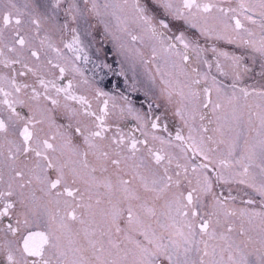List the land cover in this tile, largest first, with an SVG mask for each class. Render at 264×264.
<instances>
[{
  "label": "snow or ice",
  "instance_id": "6c2138e0",
  "mask_svg": "<svg viewBox=\"0 0 264 264\" xmlns=\"http://www.w3.org/2000/svg\"><path fill=\"white\" fill-rule=\"evenodd\" d=\"M156 2L171 20L182 21L202 36L249 45L264 59V37L256 42L240 35L241 31L247 32L249 37L253 35L245 28L244 22L259 24L264 32V0H239L236 7H221L201 0ZM59 4L60 0H55L54 7H59ZM40 8L35 0H26L22 7L16 0H0V96L3 97L0 104L7 112L6 116L0 114V184L7 185L5 190L0 191V200L4 201L0 217H16L15 226L9 223L6 229L15 239L5 238L0 244L6 250L7 264H129V257L130 264H181V252L187 257L193 245L202 255L198 262L192 261L191 264H218L215 260H205V257L216 254L215 246H211L209 252V242L229 240L225 232H233L232 224H227L225 232H217L216 229L221 226V214L230 217L236 213L227 210L225 202L214 192L212 173L215 172L217 182L229 183L233 177L226 176L224 169L239 166L242 171L235 173L241 177L238 183L256 187L249 182L248 176L258 147L261 162L257 167L262 182L256 190L264 196V86L260 90L253 89L251 93L245 88L239 89L244 98L250 95L260 98V103L256 105L259 111L249 113L250 122L253 115L259 119V139L256 143L249 145L245 141V148L237 155L236 141H233L228 145L227 156L217 158L215 153L223 140L217 142L208 137V141L217 144V147H211L203 139L197 142L190 135L188 139L192 143L181 148L186 162L180 163L179 158L165 151L163 146L170 145L171 141L162 137L153 135L150 142L145 133L144 140H137L126 137L118 125L115 134L108 135L112 127L108 118L116 115L110 114L108 99L103 100L98 110H93L88 97L75 92L76 88L88 85L86 78L76 81L73 77L63 86L59 83L69 71V58L63 55V49L82 51L75 47L81 41L76 34L77 29L70 28L67 21L59 28L56 24L45 27L50 18ZM214 9L218 15H211ZM136 10L147 30L153 37H158L162 45L165 39H174L184 49L192 47L199 55V45L189 41L184 31H179L174 37H166L165 31L158 32L157 27L171 31L170 21L159 19L154 24L155 17L146 15L145 7L137 5ZM71 11L69 9L68 13ZM71 19L74 22L76 16L72 15ZM55 31H71V41L61 38L63 48L59 47L53 40ZM137 39V36H132L133 41ZM175 48V44L168 43L165 51ZM212 51L217 49L213 47ZM155 55L156 49L153 48ZM219 55L231 59L234 69H239L240 57H228L226 52ZM74 59H79V56ZM181 59L188 61L186 52ZM62 60L64 63L60 62ZM217 67L220 68L219 63ZM261 67L264 69V64ZM71 71L83 77L74 63ZM244 71L250 69L245 67ZM260 75L264 77V70ZM235 78H240L239 71H236ZM204 91L208 94L211 90L205 88ZM192 95L199 98L198 93ZM107 96L108 93L96 89L93 98L100 100ZM227 99L229 104H233L238 99L235 91ZM211 103V99H206L203 106L208 107ZM17 106L27 111L22 113ZM116 107L113 104V108ZM221 107V103L217 102L214 110ZM128 111L131 112V108ZM119 112L122 114L124 109L120 108ZM177 114H180L179 110ZM234 118L237 121L240 119L235 115ZM157 127L156 123L151 124V128ZM175 139L182 141L184 137L177 132ZM155 141L161 147L157 148L152 143ZM188 149L201 158L200 162H193L188 157ZM89 156L95 158V164L89 163ZM3 167H7L9 172L7 181ZM97 172L103 174V179L97 177ZM34 184L38 187L25 195V188ZM14 185L20 190L18 193L14 191ZM101 189L105 191L102 193ZM37 191L40 196L36 195ZM14 196L16 199H11ZM102 196H107L110 211H97L103 202ZM117 196L114 201L113 197ZM124 204L127 205L124 240L132 243L133 249H121V244L111 238L112 227L117 234L125 232L117 222ZM97 215L101 216L100 224L108 222L106 218L110 217L107 232L97 223ZM240 215L259 217L260 231L264 234V211L249 214L241 210ZM141 216L155 218L163 231L158 235ZM160 217L167 222H162ZM74 224L81 227L76 229ZM42 225L44 230H33ZM97 231L101 238L108 235V243L117 250L116 258L103 256V241L94 238ZM133 231L138 232L143 241L133 239L129 234ZM81 233L86 246L78 243ZM245 234L242 225L240 235ZM165 239L168 243H164ZM200 244H203V249L199 248ZM231 249L232 243H228L227 249L222 251L228 250L229 261L236 264ZM89 250L91 256L87 255ZM112 255V252L108 253L109 257ZM29 257H38L39 260L30 262ZM183 264H189V261L185 259ZM261 264H264V259Z\"/></svg>",
  "mask_w": 264,
  "mask_h": 264
},
{
  "label": "rangeland",
  "instance_id": "374dc122",
  "mask_svg": "<svg viewBox=\"0 0 264 264\" xmlns=\"http://www.w3.org/2000/svg\"><path fill=\"white\" fill-rule=\"evenodd\" d=\"M16 2L19 6L22 7L26 0H16ZM35 2L41 5L40 11L44 12L50 18L49 20L55 19V21H53V24H56L57 28L63 25L62 22H57V20L71 19L72 15H75L76 19H80L78 17L81 14L80 10L83 9L81 7L84 5V9L86 10L85 19L87 20V24L90 25L87 27L88 35L89 32L91 34H94V27L92 25H94L93 22L96 19V17L94 16L97 15V11L95 10L98 9L99 11L103 12L104 15L102 16V18L100 20L99 18L97 19V23L103 26L104 29L102 31V33L104 34L103 39L107 40L108 42L114 41L115 43H122L126 40L129 44V53L134 52L130 57L127 56L126 58H124L125 64L130 71L125 75L124 87L138 89V87L136 86L137 84H140L143 87L146 86L151 93H147L146 96H150V99L154 100L153 102L158 105L160 111H162V115L163 113H165L166 116L171 117L176 122L180 123L181 131L179 133L181 134V136H183L184 134L183 137H186L185 139H187L188 142L192 143V141L188 139L190 135L194 137L197 142H200V140L203 139L204 143L211 147H217V144L208 141V137H212L213 140L217 142L223 140L224 143L219 144V150L217 153H215V156L217 158H225L227 156L228 145L233 141H236L237 155H239L245 148V141H247L249 145L254 144L258 141L259 137L257 136V131L259 130V119L256 115H253L250 122L249 113L250 111L252 113H256L259 111V109H257L255 105L251 106L249 103H247L239 90L231 89L228 94L223 93L221 90H219L220 93L218 94H216V92H213V97V93L211 92V97L209 96V98L211 99L212 103L208 105V107L203 106L206 102V96H208V94L205 93L204 89L210 88L211 81L213 80L207 69V65H209L207 64V59L208 61L210 59V56H207V53L209 51H212V48L215 47L217 49L215 53L219 54L220 52H226L228 53V57H240L239 68H244V64L249 67L248 69H250L251 66L255 68H257L256 66L261 67V65L264 64V59L261 58L259 53L253 51L251 46L244 45L239 42L228 43L226 40H218L214 36H202L197 30L189 28L182 21L171 20V17L165 14V10L160 4L156 2V0H87L86 2H82V0H60L59 7H54L55 0H35ZM176 2H178V0H173V3ZM90 4L92 6L95 5L92 10L89 9ZM137 5H139L140 7H145L147 9V12L145 13L146 15L155 17V20L153 21L154 24L157 23L159 19L170 21L171 31H168L170 37H174L179 33V31H184L185 36L189 41L199 45V55H197L196 51H193L192 47L191 51H188V49L181 50L180 48L178 51H176L175 49H168L167 51H165L168 43L176 42L174 39H172L171 41L165 39V48H159L158 50H156V57L153 56V53L144 54L142 51L143 47L146 46L153 50V48L158 43H160V39L158 37H153L152 33L147 30L144 22L139 19L140 14L136 10ZM69 9L72 10L70 14L68 13ZM160 10H163L164 13H162ZM211 15L215 16L218 15V13L216 11H213ZM49 20L45 22V27L52 25ZM83 26L84 25L78 23V28L76 26L72 27L78 29L77 32L79 34L80 40H82L81 31L83 29ZM251 26V29L247 28L253 33L251 37L247 36L248 34L244 31H241L240 35L244 39L259 42L261 37H264V32L261 31L259 24H251ZM159 30L160 28L157 27L158 32ZM132 34L137 35L138 39L137 41H133L132 43H130L128 37ZM66 35H68L67 32L61 33L60 31H55L52 34L54 42H56L57 45L61 48H63V44L60 43L61 38L66 41V39H64V36ZM232 35L235 34L233 33ZM92 48V52L97 51L96 47L92 46ZM100 49L106 52L105 47H100ZM185 52L189 56V59L186 62L181 59V55ZM157 53H159L160 55ZM177 53H180L181 55H178ZM66 54L70 53H68L67 50H64L63 55L65 56ZM126 54H128V51L126 52ZM95 55L98 54L96 53ZM249 56L255 58V62L252 60V62H254L255 64L250 61ZM146 57L150 58L149 63L144 60V58ZM217 58L222 60V62L219 64L220 68L232 71L230 73L232 77L235 78L236 71H242L245 73L244 69H234L231 59L220 55ZM101 61L106 62L107 57L102 55ZM217 64V60L212 62V68H217ZM197 65H199V67L201 68L199 73L196 72ZM193 69H195V71H193ZM262 70L264 69H262L261 67L257 68L256 71L261 72ZM115 75L119 76L117 78H122L120 77V74L116 73ZM80 80L81 78H78V80L76 79V81ZM194 81H199V83H194ZM63 82H65V80H63ZM262 86H264V77L258 75L257 86L255 87V89L260 90ZM92 87L96 88L93 84ZM115 88L119 89V87ZM242 88H245L248 91L250 90L249 88H246L244 86ZM76 89L82 91V86ZM111 91L112 90L108 91V94H110ZM234 91L238 99L233 104H229L227 98L232 96ZM181 93H183V95H181ZM192 93H198L199 98H195ZM101 98L100 100H96L93 98L96 101L97 108L101 106ZM247 98L250 100L254 99L258 104L260 103V98L255 95H250ZM217 102L221 103L222 107L214 110V105ZM142 105L143 104L141 103V109ZM116 106L118 107L119 105L116 104ZM249 106H251V108H249ZM138 110L139 108L137 107H131L132 115H136V121L139 127H142L143 129H149L150 126L148 124V118L146 116L147 113H138ZM177 110H179L180 112L179 115L177 114ZM109 112L115 113V116L126 115L125 113L120 114V112L117 111L109 110ZM234 115L240 117L239 121L234 118ZM117 125L120 126L121 129H124L123 131L126 136H129V133L134 134L137 132L128 130V128L122 121ZM205 129H207V131H205ZM151 130L155 131V134L148 133V136H150V138H148L150 142L153 135L161 137V135L158 134L160 133V128H158L157 130L151 128ZM143 134L145 135V133ZM237 136L239 137L238 140H236ZM163 139L166 141H171L170 145L163 146L165 151L179 158L180 162L185 163L186 161L183 159L184 154L181 152V148L186 147L185 141H175L169 137ZM152 143L157 148L161 147L158 141ZM138 147H142V145H138ZM256 152L257 156L252 162V165H255L256 167L251 166L249 169L251 172L249 182L254 183L256 187H248L247 184L238 183V180L241 177L236 176L235 173L242 171L239 166L224 169V174L226 176L233 177L229 183L222 182L220 186H213V190L218 193L217 195H219L221 199L222 194L219 193V187H222V192L224 194H227L229 197H233L234 194H238V198L236 200H234L233 202L230 201L231 203L227 201L228 203L226 205L227 210L232 209V211H234L236 215L224 217L223 214H221V226L217 227L216 230L217 232H225V228L228 223L227 221H233L232 224L237 225L235 234L239 237H234V235L225 232V235L229 237V240L227 242L219 239L210 241L209 252H211L212 250L211 246H215L216 254L215 256L210 255L209 257H205L206 261L215 260L218 262V264H232V261H229L228 259L229 251H222V249H227L228 243H232L231 255L233 257V261H235L236 264H241V262H246V264H261L262 259H264V243H262V240H264V236L262 237V233L260 231V218L250 217L249 215H240V207L243 208L244 211H247V213L249 214L264 211L263 200H260L264 199V196H262L256 190V188H258L262 182L260 169L259 167H257V165H259L261 162L258 147L256 149ZM187 154L191 159L192 157L189 149L187 150ZM88 160L90 164L96 163L95 158L92 156L88 157ZM174 167L175 163L173 164V168ZM212 176L214 185L215 177L214 175ZM97 177L99 179H103V174L101 175V173L99 172V176ZM230 188L234 193L230 192ZM30 189L32 188H28L26 190L30 191ZM100 191L103 193L105 190L101 189ZM246 197H248L250 200L252 199L254 203H247V201L245 200ZM101 198L103 202L101 203V205H99L97 211L99 212V210L101 209L110 211L111 205L108 204L107 200L104 199L103 196ZM116 199H118V196L114 197V201ZM247 206H249L248 209H246ZM121 208L123 209V212L121 217L119 218V221L126 223L125 225L123 224L125 232H121L120 234H118L119 236L116 237L113 233H111V238L115 242L123 244L121 245V249H133L134 245L124 240V235L127 232V205H121ZM98 216L99 217L96 218V220L97 223L100 224L101 216ZM141 218L144 220L145 224H151L152 229H154L158 235L163 231L156 223L155 218L148 219L143 216H141ZM106 219L108 222L100 224V227L103 230L107 229L110 224V217ZM160 219L162 222H167L164 217H160ZM250 219L251 223H249ZM242 225L246 230V234L244 236L240 235ZM2 227L6 231L5 225L3 223ZM98 235L99 231H97V234L94 238L96 239ZM130 235L135 240L143 241V237L136 231L131 232ZM249 238L251 240L249 241L251 242L250 244L246 242V240ZM197 239H199V236L197 237ZM108 240V235H105L102 238L103 247L105 249L103 256L108 259L116 258L115 253L117 250L111 248ZM241 241H244L245 243H241ZM78 243L84 244L86 246V242L83 240V233H81L80 238H78ZM164 243H168L167 239H165ZM237 245H239V247H237ZM199 248L203 249V244H200ZM109 252L113 253L111 257L108 256ZM91 254L92 253L89 250L87 255L91 256ZM201 255L202 252L198 253L196 251V245H193L192 251L188 253L187 257H185L181 252L179 259L181 261V264H183V261L185 259H187L189 261V264H191L192 261L198 262ZM130 260L131 257H129V264Z\"/></svg>",
  "mask_w": 264,
  "mask_h": 264
},
{
  "label": "flooded vegetation",
  "instance_id": "af4514ba",
  "mask_svg": "<svg viewBox=\"0 0 264 264\" xmlns=\"http://www.w3.org/2000/svg\"><path fill=\"white\" fill-rule=\"evenodd\" d=\"M87 0H82V2H86ZM201 2H212V3H216L221 7H236L239 3V0H201ZM82 6V5H79ZM84 5L81 7L83 9L80 10L81 14L79 15L78 18L80 19H76L74 22L72 21V19H66V20H57V22H62L63 24L67 21L69 24V27L72 28L74 26H76L78 28V23L84 25L83 29L81 31V36H82V40L81 43L78 46H75L79 49H82V51H71L68 49H63L67 50L68 53L70 54H66L65 57L69 58V63H68V68L69 71L66 73L65 78L63 80H65V82L59 81V83L63 86L66 85L68 80H72L73 77H75V79L78 80V78H86L88 80V85L86 86H82V91L79 90H75L77 95H85L88 97V99L91 101L92 103V107L93 110H98L97 106H96V101L93 99V97L95 96V90L96 89H101L102 91L108 93V91L112 90L110 92V94H108L107 97H102L101 98V106H102V102L104 99H108L109 101V110L111 111H117L119 112L120 108L124 109V112L126 115H122V116H115V115H110L108 118V123L112 126L108 135H112L115 134V128L117 126V124H119L121 121L124 123V125L128 128V130L130 131H137L134 134H130L129 136H126V134L124 133V129H121V131L125 134L126 137H135L137 140H144L145 139V135L143 133H153L155 134V131L151 130V124L152 123H156L158 125L157 128H155L154 130H157L158 128H160V134L162 138H171L175 141H180V140H176V134L177 132L181 131V125L179 122H176L173 118L166 116L165 113H163L162 115V111H160V108L158 107V105H156L153 101V99H150V96H146V94L150 93V91L148 90V88L146 86H141L140 84H137L136 86L138 87V89H133L131 87L126 88L124 87L125 84V75L128 74L130 71L127 68L124 58H126L127 56H131L132 53H129V49H128V42L125 40L122 43H115L114 41L112 42H108L107 40L103 39V33L102 31L103 26L99 25L97 23V19L99 18V20L102 18V16L104 15L103 12L99 11L98 9H96L95 11H97V15H95L94 17H96V19L94 20V25H92L94 27V34H91L89 32V35L87 34V27L90 26L87 24V20L85 19L86 17V10L84 9ZM89 9L92 10L93 6L90 4L89 5ZM162 13H164L163 10H160ZM213 11H216L215 9ZM242 19V17H241ZM50 23L53 24V21H55V19H51L49 20ZM244 26L245 28H252L251 24H249L248 22H244ZM78 31V29H77ZM159 31H165L166 37H170V34L168 33V30H162L160 29ZM251 31V30H250ZM118 32V31H117ZM252 32V31H251ZM68 35L64 36V39H66V41H71L72 35L73 33L71 31H67ZM247 33V32H245ZM78 34V32H77ZM118 34V33H117ZM79 35V34H78ZM132 36H137L135 34L130 35L129 38V42L132 43ZM248 36V35H247ZM137 41V40H135ZM173 44L176 45L175 50L178 51L179 48L182 50L184 49L182 45H180L177 41L171 42ZM92 46L97 48V51L92 52ZM145 46V45H144ZM100 47H105L106 52H104L103 50L100 49ZM156 50H158L159 48H165V42L162 45L161 43H158L155 47ZM233 48V47H231ZM128 51V54H126V52ZM142 51L144 54H148V53H153V50H151L148 47H143ZM188 51H191V47L188 49ZM98 55H95V54ZM159 54V53H157ZM106 56L107 57V61L106 62H102L101 61V56ZM160 55V54H159ZM79 56V59H74V57ZM207 56H210V59L208 61L207 59V69L212 77V81H211V86H210V93H208V96H206V99H210L209 96L211 97V92H216V94L220 93L217 92V89L221 90L223 93H229V91L231 89L234 90H239L241 89L243 86L246 88H249V92H252L253 89H255V87L257 86V78L258 75H260V73L262 72H257V68H261L260 66H256L255 67H250V71L248 72H239L240 73V78L237 80L236 78L232 77V75L230 74L232 71L230 70H224L222 68H215L213 69L211 64L212 62H214L215 60H217V63H221L222 60L217 58L219 56L218 53H215L213 51H209L207 53ZM156 57V56H155ZM250 61L252 62V60L255 62V58L254 57H250L249 56ZM145 61H147L148 63L150 62V58L146 57L144 58ZM61 63H64V61H60ZM252 62V63H254ZM72 63L75 64V66L80 70V73L83 74V77L80 76L79 73H74L71 71V66ZM255 64V63H254ZM17 68L19 67L18 65L16 66ZM247 67L249 68L246 64H244V68ZM244 68H239V69H244ZM201 70V68L199 67V65L196 66V72L199 73ZM206 70V68H205ZM120 74V77L122 78H117L119 76H116L115 74ZM64 83V84H63ZM92 84L96 87L93 88ZM233 85H235V88L233 87ZM115 87H119V89L115 88ZM9 90L10 89H6ZM151 94V93H150ZM214 96V93L212 94V97ZM117 97V98H115ZM3 97L0 96V100H2ZM248 99V98H247ZM246 100L247 103H249L251 106L253 105H257V101L250 100L248 99ZM73 103L74 106L79 107L78 104H75V102H70ZM141 103L142 105V109H141ZM113 104H118L119 106L116 108H113ZM210 105V104H209ZM131 107H137L139 108V112L138 113H143L146 112V116L148 118V124L150 126L149 129H143L142 127H139L137 121H136V115H132L131 112L128 111L129 108ZM18 111L26 112L27 110L24 108H21L20 106H17ZM209 111V110H208ZM0 114H2L3 116L7 115V112L5 110V106L0 104ZM111 114V113H110ZM165 114V115H164ZM119 117V118H117ZM162 118V121H161ZM161 121V123H160ZM120 127V126H119ZM143 131V133H142ZM181 135V134H180ZM184 136V134H183ZM148 138H150V136H148ZM186 138V137H185ZM184 138L185 141V145L187 146L188 144H191L190 142H188L187 139ZM183 141V140H182ZM180 141V142H182ZM81 147H83L81 145ZM191 152V160L193 162H200V157L199 156H195L193 154V152L191 151V149H189ZM5 153H6V148L4 149ZM90 157V156H89ZM75 159V158H74ZM182 163V162H180ZM255 165H252V167ZM256 167V166H255ZM3 172H4V179L5 181L8 180V169L7 167H3ZM97 176H99V172L96 173ZM102 175V174H101ZM212 175H214L215 177V172L212 173ZM251 177V172L249 170V176H248V180ZM128 178V177H125ZM222 182H217L215 180L214 186H220ZM7 187L6 183L0 184V190H5ZM37 185H32L30 189V191H27L25 188L24 192L25 194H29L33 189L37 188ZM220 191L219 193L222 194V200L225 202V205H227V201H234L236 200L238 197V194H234L233 197H229L227 194H224L222 192L223 188L219 187ZM14 191H16L17 193L20 191L18 188H15L14 185ZM29 192V193H26ZM215 193H217L216 191H214ZM230 192L234 193L231 188H230ZM218 194V193H217ZM37 196H40L41 193H39V191L36 192ZM104 199H108L107 196H103ZM11 199L15 200L16 197H12ZM244 199V198H243ZM242 199V200H243ZM114 200V197H113ZM246 201H249L250 199L248 197H246L245 199ZM263 200V208H264V199H260ZM252 203L253 200L251 199ZM4 201L0 200V207L3 206ZM231 203V202H230ZM249 206L246 207V209H248ZM241 210H244L243 208L240 207ZM229 211H232L229 210ZM13 212H15V209H13ZM247 212V211H245ZM252 212V211H251ZM99 216L97 215L96 218H98ZM15 219L16 217L14 215H10L8 217H0V244L3 243V240L5 238L12 240L15 239L12 237L11 233H7L3 227H2V223L5 225V228L7 229V225L9 223H11L13 226H15ZM228 223L232 224L233 221H227ZM226 222V223H227ZM118 223L120 225V227L122 229H124V225L126 223H123L121 221L118 220ZM227 223V224H228ZM124 224V225H123ZM233 225V232L230 233L232 235H234V237H239L237 236L235 233L236 227L237 225L232 224ZM74 228L79 229L81 226L79 224H74L73 225ZM108 229V228H107ZM107 229H105L104 231L107 232ZM33 230H44L43 225L37 229V228H33ZM111 233H113L116 236H119L116 232H115V228L112 227ZM26 234V233H25ZM120 234V233H119ZM131 234V233H129ZM107 235V234H106ZM264 235L262 234V237ZM103 238V237H102ZM100 237V235H98L96 237V239L100 240L102 239ZM250 239H247L246 242L248 244H250L251 242ZM123 245V244H121ZM99 247V245H98ZM30 262L32 261H38L39 258L38 257H29L28 258ZM0 264H7V260H6V250L3 249L2 247H0Z\"/></svg>",
  "mask_w": 264,
  "mask_h": 264
}]
</instances>
